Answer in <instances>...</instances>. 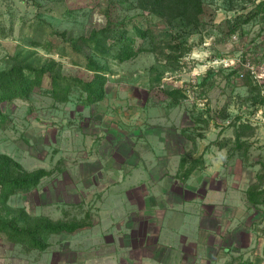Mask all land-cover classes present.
I'll use <instances>...</instances> for the list:
<instances>
[{
  "label": "rangeland",
  "instance_id": "rangeland-1",
  "mask_svg": "<svg viewBox=\"0 0 264 264\" xmlns=\"http://www.w3.org/2000/svg\"><path fill=\"white\" fill-rule=\"evenodd\" d=\"M110 1L0 0V71L16 61L38 64L54 59L62 64L64 75L87 78L84 67L92 52L82 42L72 44L70 39L101 28ZM261 1L204 0L208 11L205 25L189 38L193 51L181 59V69L174 70L151 51L169 39L168 27L155 17L149 18L152 23L146 14L138 17L135 0H126V11L121 13L132 19L129 26L137 23L147 28L151 23L153 36L137 39V46L146 51L130 61L95 56L108 69L103 101L86 105L81 92L74 91L67 103H56L46 78L29 101L0 104V113L6 116L5 120L0 116V153L28 171L53 172L37 188L12 196L9 207L52 221L85 220L91 224L73 235L50 236L44 251H28L0 236V264H126L119 263L121 252L114 244L121 221L116 192H123L120 201L127 213L129 186L150 178L142 164L135 166L141 150L131 141L148 116L157 122V131L168 129L196 139L197 149L189 139L183 146L189 159L202 144H209L210 150L214 142L233 139L231 124L237 118L249 121L260 129L262 137L249 139L253 142L249 160L264 162V106L254 103L257 93L264 98V16L254 15L243 23ZM234 24L240 28L229 35ZM249 79L257 91L247 86ZM173 90L183 96L177 103L168 95ZM224 150L215 148L222 151L215 157L224 155L225 163L242 164L239 153L232 155V145ZM250 168L243 171V187L256 183L257 174L264 173L260 165ZM1 214L6 213L0 209ZM112 223L116 225L113 229ZM249 231L238 228V241L228 262L264 264L263 209H253Z\"/></svg>",
  "mask_w": 264,
  "mask_h": 264
},
{
  "label": "trees",
  "instance_id": "trees-1",
  "mask_svg": "<svg viewBox=\"0 0 264 264\" xmlns=\"http://www.w3.org/2000/svg\"><path fill=\"white\" fill-rule=\"evenodd\" d=\"M253 3L255 0H242ZM126 0H111L105 12V23L99 29H94L88 36L70 39L72 44L83 43L89 47L92 55L87 56L84 67L88 77L67 76L62 73V64L54 59L36 64L35 61H16L10 68L0 71V104L15 100L29 101L34 92L40 91L48 79L49 92L56 103L65 104L70 100L74 91H80L86 105H93L103 101L107 95L108 69L97 61L96 55L106 61L115 60L120 63L130 61L146 50L137 46V39H146L153 36L152 18L158 19L168 27L169 39L162 41L152 48L157 59L163 61L174 70L181 69V59L192 53L194 45L189 38L199 33L205 25L207 6L204 0H135L134 7L140 15L146 14L149 19L147 28L133 23L131 18L124 16ZM126 11V10H125ZM255 16H264V0L257 6L254 13L247 16L243 23L249 22ZM240 28L234 24L229 30L233 35ZM133 31V35L131 34ZM62 35V34H60ZM63 36V35H62ZM248 80L247 86L254 92L257 86ZM176 103L183 96L179 90L168 92ZM255 105L264 106V98L257 93ZM3 120L4 114L0 113ZM207 124L206 121H204ZM234 127V139L225 143L214 142L220 149L232 145L233 152L239 153L240 158L247 166L260 165L264 170V162L258 159L250 162L249 150L253 142L249 139L256 134L257 127L249 121L241 119L231 124ZM194 142L196 139L187 136ZM205 167L203 155L189 159L183 156L180 161V173L186 180L196 169ZM53 174L52 171L38 169L28 171L12 157L0 153V209L5 215H0V236L14 245H19L28 251H44L49 244L47 239L52 235L76 234L91 224L82 221H52L46 217H33L25 209L13 210L9 207L10 198L18 193H27L37 188L41 181ZM248 203L256 210H264V173L257 174V182L246 191ZM264 256V251H263ZM233 264V263H230ZM243 264H250L245 262Z\"/></svg>",
  "mask_w": 264,
  "mask_h": 264
},
{
  "label": "crops",
  "instance_id": "crops-1",
  "mask_svg": "<svg viewBox=\"0 0 264 264\" xmlns=\"http://www.w3.org/2000/svg\"><path fill=\"white\" fill-rule=\"evenodd\" d=\"M152 120L150 116L145 118L138 134L131 138L134 148L141 150L135 166L142 164L150 178L129 186L127 213H123L126 209L120 201L123 192H116L121 221L114 244L121 252L119 263L230 264L229 255L235 250L238 228L251 230L254 208L247 201L246 191L254 182L246 187L240 182L245 180L243 171L253 168L243 161L240 165L227 164L224 155L215 157V153L225 148L213 144L209 150V144H202L192 158L203 155L205 167L196 169L185 180L180 173V161L186 155L183 146H187L188 138L168 129L157 131L158 124ZM260 133L257 129L254 139L257 136L262 139ZM190 142L197 149L196 140ZM215 148L222 151L216 152ZM150 155L155 156L150 158ZM209 156L213 160H208ZM131 212V222L127 223ZM113 223L112 229L116 227ZM125 238L130 241L124 242Z\"/></svg>",
  "mask_w": 264,
  "mask_h": 264
},
{
  "label": "built area",
  "instance_id": "built-area-1",
  "mask_svg": "<svg viewBox=\"0 0 264 264\" xmlns=\"http://www.w3.org/2000/svg\"><path fill=\"white\" fill-rule=\"evenodd\" d=\"M241 77H244V75L242 74Z\"/></svg>",
  "mask_w": 264,
  "mask_h": 264
}]
</instances>
